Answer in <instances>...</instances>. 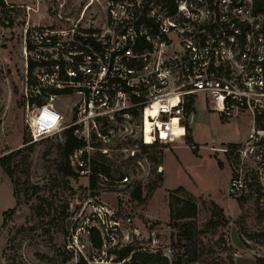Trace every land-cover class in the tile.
I'll return each mask as SVG.
<instances>
[{
    "label": "built area",
    "instance_id": "built-area-1",
    "mask_svg": "<svg viewBox=\"0 0 264 264\" xmlns=\"http://www.w3.org/2000/svg\"><path fill=\"white\" fill-rule=\"evenodd\" d=\"M77 3L78 11L71 13L65 0L59 2L42 24L32 20L30 12L37 10L26 6L20 89L30 142L54 134L63 143L67 135L74 137L79 143L68 160L77 177L127 186L132 173L115 177L97 171L96 156L145 170L146 149L184 144L201 105L226 120L249 118L234 148H212L232 159L233 193L246 186L248 168L264 183V0ZM176 94L180 102L169 111L145 117L154 101L166 103ZM44 107L59 114L60 130L37 139L29 121ZM175 118L183 135L161 138L164 124ZM145 119L153 124L150 142L144 138Z\"/></svg>",
    "mask_w": 264,
    "mask_h": 264
},
{
    "label": "rangeland",
    "instance_id": "rangeland-1",
    "mask_svg": "<svg viewBox=\"0 0 264 264\" xmlns=\"http://www.w3.org/2000/svg\"><path fill=\"white\" fill-rule=\"evenodd\" d=\"M63 1L0 0V156L24 146V138L30 137L20 89L26 6L37 10L29 12L42 24ZM65 7L71 13L79 9L77 0H65ZM60 110H66L65 102ZM249 122L242 116L220 118L199 105L184 144L149 147L145 170L131 162L112 163V176L133 174L127 186H111L100 178L90 187L71 165V173L63 174L58 169L63 142L57 134L40 138L32 151L23 152L24 162L14 175L17 195L0 166V264H140L129 257L118 259L128 244L167 259L148 264H175L178 259L179 264H256L255 257L264 256V183L248 168L246 186L233 193L232 159L212 149L241 141ZM137 186L141 196L136 200L132 192ZM177 187L196 202L198 228L209 219L211 202L223 209L228 225L200 241L184 239L176 225L180 222L169 215V195L180 196ZM91 227L98 230L99 247Z\"/></svg>",
    "mask_w": 264,
    "mask_h": 264
},
{
    "label": "trees",
    "instance_id": "trees-1",
    "mask_svg": "<svg viewBox=\"0 0 264 264\" xmlns=\"http://www.w3.org/2000/svg\"><path fill=\"white\" fill-rule=\"evenodd\" d=\"M32 65L29 66L30 75ZM190 128H188L189 135ZM79 143V140L71 137L69 135L66 136L64 143L59 144V150L61 154V161L59 170L63 172V174L71 173L70 163L68 160V153L71 152L75 145ZM24 146L13 149L6 154L0 156V166L3 171L9 176L12 186H13V195H17L18 192V181L15 178V173L18 171L20 165L24 162V150L32 151L34 148V142H30V137L24 138L23 140ZM236 146L235 143H229L228 147L234 148ZM147 150V149H146ZM112 163H109L102 156H96V163L94 164V168L97 171H100L106 175L110 173V167ZM161 179V178H160ZM96 182L95 176H92L89 180L90 187H94ZM250 185V184H248ZM141 188L137 186L132 192V197L134 199H140ZM175 192H179L180 196H177L174 193H170L169 195V215L172 221H179L178 228L181 231L182 237L187 240H198L200 241V237L204 236L208 233H215V231L221 227H226L228 225V218L224 215L223 209L218 206L215 202H211V212L209 219L205 222L202 228H198L193 218L197 215V204L193 200L192 196L189 195L184 188L177 187ZM92 233H96L98 238L94 239V245L99 247L101 245V239L98 234V230L94 227L90 228ZM264 243V242H263ZM229 247L226 248V250ZM195 253V250H194ZM198 256H203L202 251L198 253ZM129 257L132 262L140 263V264H148L150 262L156 261H164L167 263V259L160 254L149 253L144 250H141L140 247L134 246V244H128L123 247L119 254L118 259H125ZM154 259V260H153ZM256 264H264V256H256L255 257ZM179 259L175 262V264H179Z\"/></svg>",
    "mask_w": 264,
    "mask_h": 264
},
{
    "label": "clouds",
    "instance_id": "clouds-1",
    "mask_svg": "<svg viewBox=\"0 0 264 264\" xmlns=\"http://www.w3.org/2000/svg\"><path fill=\"white\" fill-rule=\"evenodd\" d=\"M180 102L179 94L172 96L167 100L166 103H160V101H154L150 108H146L145 117L152 116L153 118L157 117L159 111H169L171 106ZM61 117L58 113L54 111H50L47 107L42 108L38 117L29 121L30 129L33 132L34 137L37 139L44 135L52 134L54 131H58L59 129V121ZM153 123L159 127V121L153 120ZM152 123H148L147 119H145L144 124V138L146 141H151L153 137L149 136L148 133L152 130ZM184 128L180 127L178 124V118L172 119L170 122L165 123L163 130L160 132L161 138H164L171 134V137H178L183 135Z\"/></svg>",
    "mask_w": 264,
    "mask_h": 264
}]
</instances>
